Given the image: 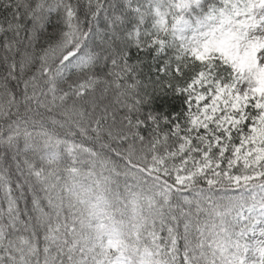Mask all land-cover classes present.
Wrapping results in <instances>:
<instances>
[{
  "label": "snow or ice",
  "instance_id": "1",
  "mask_svg": "<svg viewBox=\"0 0 264 264\" xmlns=\"http://www.w3.org/2000/svg\"><path fill=\"white\" fill-rule=\"evenodd\" d=\"M0 264H264V0H0Z\"/></svg>",
  "mask_w": 264,
  "mask_h": 264
}]
</instances>
